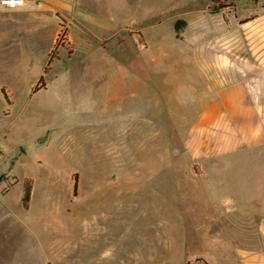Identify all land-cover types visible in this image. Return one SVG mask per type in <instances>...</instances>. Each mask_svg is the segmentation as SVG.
Listing matches in <instances>:
<instances>
[{
    "label": "rangeland",
    "instance_id": "rangeland-1",
    "mask_svg": "<svg viewBox=\"0 0 264 264\" xmlns=\"http://www.w3.org/2000/svg\"><path fill=\"white\" fill-rule=\"evenodd\" d=\"M225 4L77 0L0 16V264H208L191 256L192 226L264 174V131L221 152L239 128L223 114L201 125L222 64L264 58L237 30L264 0ZM263 69L245 83L258 129Z\"/></svg>",
    "mask_w": 264,
    "mask_h": 264
},
{
    "label": "crops",
    "instance_id": "crops-1",
    "mask_svg": "<svg viewBox=\"0 0 264 264\" xmlns=\"http://www.w3.org/2000/svg\"><path fill=\"white\" fill-rule=\"evenodd\" d=\"M76 1L26 0V5L11 6V9L4 8L7 6L2 5L0 16L8 14L9 17L20 18L24 14L48 9L68 10ZM237 30L239 34L244 30L248 31L250 36L255 35V38H258L257 46L264 52V11L239 21ZM202 51H205L208 56L213 49L203 45ZM229 61L222 65L231 67V71L223 73L220 80L218 77L212 78L214 79L212 87L219 88V95L217 100L204 108L202 114L204 112L205 117L201 119V125H210L214 122L215 116L228 115L227 120L239 128L236 133L238 137L231 143L217 142L215 147H219L221 152L229 148H238L245 142L251 144L255 140L258 141V137L264 131V123H262V129L257 128V115L261 113L258 108H255L254 101H251L252 97L254 99L253 93L250 92L251 87L245 85L256 76L255 69L258 66L264 68V58L260 61L252 57ZM206 62L210 64L209 66H221V61L214 57L208 58ZM241 67H244L243 74H241ZM230 81L233 85L235 84L232 85L233 87L219 85ZM239 179L232 197L222 198L219 202L212 204L210 209L206 210V216L203 214L205 210L202 213L205 217L202 216L199 225L195 224L196 228L192 226L190 241L192 258L200 257L208 264H264V174H248ZM0 207L5 209L9 207V204L3 203ZM210 210L212 214L208 216ZM17 220L23 221L18 218ZM68 245L64 242L63 249L70 250Z\"/></svg>",
    "mask_w": 264,
    "mask_h": 264
},
{
    "label": "trees",
    "instance_id": "trees-1",
    "mask_svg": "<svg viewBox=\"0 0 264 264\" xmlns=\"http://www.w3.org/2000/svg\"><path fill=\"white\" fill-rule=\"evenodd\" d=\"M212 3L216 5V8H215L216 11L224 10L225 8L228 7V5L225 4L226 0H212ZM30 197H31V183L27 181L24 184V190H23V195H22V203L24 207L28 206Z\"/></svg>",
    "mask_w": 264,
    "mask_h": 264
},
{
    "label": "built area",
    "instance_id": "built-area-1",
    "mask_svg": "<svg viewBox=\"0 0 264 264\" xmlns=\"http://www.w3.org/2000/svg\"><path fill=\"white\" fill-rule=\"evenodd\" d=\"M26 0H0V5L5 6H15V5H25Z\"/></svg>",
    "mask_w": 264,
    "mask_h": 264
}]
</instances>
